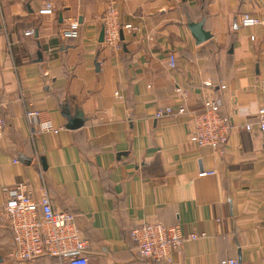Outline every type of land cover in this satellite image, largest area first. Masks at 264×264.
<instances>
[{"label":"crops","instance_id":"crops-1","mask_svg":"<svg viewBox=\"0 0 264 264\" xmlns=\"http://www.w3.org/2000/svg\"><path fill=\"white\" fill-rule=\"evenodd\" d=\"M45 2L51 16L37 12ZM110 4L116 50L99 42ZM245 14L262 24L242 27ZM197 22L211 36L199 44L188 28ZM263 95L264 0H0V264H59L8 257L4 190L16 185L74 215L89 264H264ZM215 99L231 121L223 153L195 145L186 114L155 118L167 106L199 114ZM32 110L59 132L34 129ZM67 112L83 125L67 129ZM154 222L205 237L170 263L147 261L130 232Z\"/></svg>","mask_w":264,"mask_h":264},{"label":"built area","instance_id":"built-area-1","mask_svg":"<svg viewBox=\"0 0 264 264\" xmlns=\"http://www.w3.org/2000/svg\"><path fill=\"white\" fill-rule=\"evenodd\" d=\"M41 16L53 14L52 2H45L38 10ZM242 27L260 26L262 22L248 14L240 18ZM101 23L104 29L103 42L111 49L120 48L118 11L110 4L102 15ZM70 28L63 31L65 37L77 36V24L73 22ZM25 36H33V31L24 33ZM169 67L176 66V59L169 55ZM180 94V90H177ZM118 96V95H117ZM205 109L199 114H193L186 110L184 105L177 108L167 106L159 109L155 118L167 116H189L191 137L195 145L211 148L215 152L223 153V147L229 141L231 121L219 113L220 104L215 100L204 101ZM26 118L29 123L39 132L58 133L50 121L41 117L40 112L28 111ZM255 126L264 145V95L260 101L256 114ZM253 124H248L244 129L248 132ZM5 134L4 119L0 114V140ZM17 163V162H15ZM213 175L214 172H210ZM7 199L3 205L7 223L12 231L15 246L7 254L10 259L19 262H33L42 256L50 257L59 264H89L87 251L89 244L82 236L76 224L74 215L54 210L46 193L39 199H34L25 185H16L4 190ZM135 244V250L140 258L151 262L171 261L172 253H180V249L186 240H199L205 234L190 233L184 236L178 227L166 228L159 222L143 223L130 232ZM218 264H239L232 258L221 259Z\"/></svg>","mask_w":264,"mask_h":264},{"label":"water","instance_id":"water-1","mask_svg":"<svg viewBox=\"0 0 264 264\" xmlns=\"http://www.w3.org/2000/svg\"><path fill=\"white\" fill-rule=\"evenodd\" d=\"M188 28L191 32L193 39L196 40L197 44L203 43V42L209 40L211 37L210 34L203 29V23L202 22H197V24L190 23ZM102 40H103V29L100 32L99 42H102ZM64 116L66 117V119L68 121L67 129H69V130L80 128L83 125L82 124L83 120L79 115L72 117L67 112V113H64ZM45 168H46V164H45L44 159H43V169H45Z\"/></svg>","mask_w":264,"mask_h":264}]
</instances>
